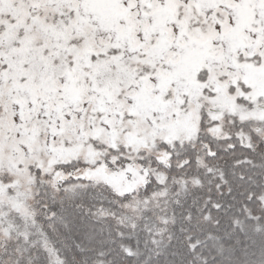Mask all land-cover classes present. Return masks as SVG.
Wrapping results in <instances>:
<instances>
[{"label":"snow or ice","instance_id":"6c2138e0","mask_svg":"<svg viewBox=\"0 0 264 264\" xmlns=\"http://www.w3.org/2000/svg\"><path fill=\"white\" fill-rule=\"evenodd\" d=\"M0 264H264V0H0Z\"/></svg>","mask_w":264,"mask_h":264}]
</instances>
